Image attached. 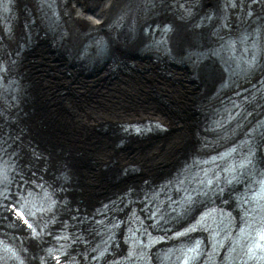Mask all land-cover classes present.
I'll return each instance as SVG.
<instances>
[{
    "label": "bare ground",
    "instance_id": "obj_1",
    "mask_svg": "<svg viewBox=\"0 0 264 264\" xmlns=\"http://www.w3.org/2000/svg\"><path fill=\"white\" fill-rule=\"evenodd\" d=\"M142 2V12L138 8V0H97L90 4L87 0H54L51 3V10L44 7L40 0H7L3 11L0 10V55L7 62V72L12 77L7 86L0 88L4 89L0 91V99L5 102L0 112V116L3 117L0 119V139L3 137L4 142L10 141L14 135L15 142H10V145L13 151L17 152L14 160L19 158L20 166L15 168L17 177L28 179L33 175H42L55 187L61 188L60 195L65 201L62 210L66 212L61 214V217L70 218V222L81 233L85 248H93L100 238L96 229L99 226L88 221L90 217H104L107 223L113 216L129 211L124 206L127 199L145 212L144 205L148 200L139 201L141 197H151L153 204L156 201L153 192L158 187L169 186L159 184L156 187L157 182L154 184L156 180L153 178L149 179L151 183L145 185L126 184L124 189L121 188L116 194L96 204L95 209H91L82 202V191L79 194L81 201L76 200L74 195L76 187L73 184L81 186V183L77 179L78 175L71 171L73 168L70 169L67 160L74 158L73 164L77 168L79 163L84 162L78 157L86 152L88 154L92 152L97 166L103 167L117 157L122 170L113 174L112 167L104 175L107 181L115 183L134 176L138 171L147 174L155 167L158 169L169 167V164L175 161L168 169L174 170L180 165L185 168L180 169L174 176L181 178L186 175L185 183L190 179L191 184H196L194 188L200 189L205 184L198 178L191 179L192 167L198 165L196 157L220 149L238 139L247 130L251 132L249 136L252 142H256L259 132L264 130V0H240L239 7H232L229 11L225 9L224 0H142ZM162 4L168 5L169 11L167 8H160ZM234 8L238 9L239 22L245 24L243 27L253 22L259 29L254 40V48L249 50L246 59L248 63L229 58L225 52L223 40L236 30L233 14L237 10ZM56 12L58 14L53 15ZM125 12L127 13L125 24L120 25L121 19L117 25L113 24L114 20ZM204 14L206 16L212 14V17L200 20ZM57 16L58 20L53 22ZM26 19H29L28 23ZM162 23H168V26L163 29L162 34L165 36L161 42L154 39L152 41L151 34L146 38L143 32L147 27ZM90 31L92 35L104 40L101 46L94 44L86 46L89 39L87 33ZM46 45H50L53 52H50ZM119 47L128 52L124 53ZM38 54H42L40 62L51 61L53 64L54 56L63 63L67 71L65 74L67 77L63 78L65 85L75 81L72 77H83L80 71L91 69H94L93 72L83 78H93L105 70H108L112 78L128 72L142 74L135 67L137 64L159 67L160 72L148 69V83L147 80L138 82L139 84H127L124 81L105 83L91 101L70 97L64 99L63 103L70 109L69 116L63 112L61 119L59 114L53 119L49 118L44 110L34 112L33 109L35 97L37 99L42 95L44 99L47 98L42 90L39 94L35 87V83L38 82L36 70L43 68L42 63H39L40 67L37 65ZM31 71L35 72L31 75ZM159 73H162L164 78ZM40 77L41 81L38 80L40 83L43 82L46 89L55 91L51 81L53 78L46 76L43 71ZM75 82L79 88L85 87L82 81ZM154 82H157V86ZM155 87L168 99L180 105L183 99L192 101L193 104L188 103L187 106L194 109L196 118L172 115L159 104L158 101L161 103V99L157 95V102L152 101L149 96ZM235 93H241L247 99L242 111L235 119L227 121L222 126H215L213 122L215 114L221 105L226 103L224 101ZM59 122L66 123L76 136L72 141L69 138L70 131L69 133L67 131L66 135V132L58 130ZM146 122H149V131H141L138 134L127 131L116 135V131L122 127ZM105 123H112L114 129L103 128L100 131L113 136L111 140L95 136L98 128ZM37 126L48 131L51 140L59 142L61 139L67 143L73 148L72 152L59 148L60 154L54 156L33 137L31 128ZM195 126L198 129L193 134L194 144L186 153L185 159L176 164L178 159L184 156L183 151ZM163 136L166 140L158 138ZM87 137H90V142ZM133 138L158 141L144 151L130 155L124 152V147L128 146ZM213 143L218 144L215 146ZM263 158L257 149L251 167L244 169L231 183L227 182L229 176L225 177V174H222L218 185L213 184L205 189V197H211L221 191L227 194L240 192L237 182L242 185L247 173H252ZM99 176L97 170L91 172L89 179L100 181ZM98 184H101V181ZM130 189L127 198L118 199ZM86 190L92 192L96 189L87 187ZM113 199H116V202ZM201 199L202 197H197L191 205H187L184 213L183 211L178 215H175L176 211L166 213L163 218L168 220L172 217L174 220L183 216L185 220L193 221L208 203V200ZM117 204L121 207L118 212ZM138 209H135V215L131 214V218L137 217L138 213L146 215ZM6 221L0 208V226ZM126 227L128 225L118 230L124 232ZM24 244L28 250L27 259L31 260L39 255L42 252L41 248L45 246L42 241L32 239ZM81 250L84 251L83 248Z\"/></svg>",
    "mask_w": 264,
    "mask_h": 264
},
{
    "label": "rangeland",
    "instance_id": "obj_2",
    "mask_svg": "<svg viewBox=\"0 0 264 264\" xmlns=\"http://www.w3.org/2000/svg\"><path fill=\"white\" fill-rule=\"evenodd\" d=\"M84 1H86V0H84ZM96 1L97 0H87V3L90 4V3H93V2H96ZM160 8H167V10L169 11V6L168 5L162 4ZM26 21L28 23L29 19H26ZM30 22H31V20H30ZM238 26H239V24L237 25V24L234 23V27L235 28H237ZM36 55H37V53L34 55V57ZM40 55H42V54H40ZM40 55L38 54V56H39L38 59H37L38 63L37 62L36 63H37V65H39V67L41 65H43V68L40 69V70H36V74H37L36 77L41 81V77L40 76H41V73L43 71V73L46 76H48L50 78H53L51 81L53 82V86H55V89H54L55 91H50V89H46L45 86H43V84H42L43 82L40 83L38 79H37V81H38L37 83L40 84V91L42 90L43 94H45L47 96V98L50 99L51 103L53 104V108H51V112L54 115H57V117H58V114H55V113H57V110L60 109L59 106H63V108H62L63 110L62 111L60 110L61 113H60V118L59 119H61L63 112L66 113V116H69V110L70 109H69V107L66 104L63 103L64 99H67V98L70 97V98H74V99H77V100L81 99V100H84V101H88V100L91 101V100L95 99V97L98 94V91L100 90V87H102V85L104 86L105 83H110L111 84V83L124 81L127 84H139L138 82H145L147 80V74H148L147 71H148V69L150 71H152V72H160V71H158L159 67H156V66H153V65H149V64H147V65H145V64H137L135 66L142 72V74L135 73V72H128L127 74H125V73L124 74H120L116 78H112L109 75L108 70H105V71L95 75L93 78H86V77L83 78L84 76H87V75L85 73L80 72V75H83V77L82 76H78L76 78V76H75V77H72V78L75 81H82V83H84L85 87L83 89H81V88H79L76 85L75 81L70 83V84L69 83L66 84V85L64 84L63 78L67 77V76H65L67 71L65 70V68L63 66V63L59 62L56 57L52 56V61L55 64L54 63L51 64V61H49L47 63L46 62H44V63L40 62L39 61L40 58H41ZM45 57L47 58L48 56H45ZM39 63H42V64L40 65ZM33 72H35V71H33ZM130 73H131V75H130ZM162 73H164V72H162ZM162 73H159V75L164 78V75ZM31 75H32V71H31ZM72 75H73V73H72ZM61 80H62V82H61ZM91 82H93L92 85L90 84ZM148 82H149V80H147V83ZM177 82L178 81H175V83H177ZM154 84L157 86V82H154ZM156 95H157V97H160V99H161V103H160V100L158 101L159 104H162V106L165 109H167V111L169 113H171L172 115H175L177 117L186 116V117L192 118V119L196 118V116H195V114L193 112L194 109H191V108H189L187 106L188 103L193 104L192 101H187L186 99H183V102H181V105H180L176 101L168 99V97L165 94H162V91H160L158 88L155 87L151 91V93H150L151 97L149 96V98H151L152 101L157 102L156 101ZM3 102L4 101L2 99H0V112H2V106L5 105V102L4 103ZM78 102H80V101H78ZM0 119H3V117L0 116ZM66 126L69 129L68 125H66ZM112 127H113L112 123L102 124L98 128L95 136L103 137V138H107V139L111 140L113 138V136H111L108 133L106 134L105 132H103L104 133L103 134V133H101L102 131H100V130L103 129V128L114 129ZM31 129H32L33 137L36 140H38L41 143V145H43L47 150H49L54 156H58V154H60V153H58V148L59 147L57 149H55V148H52L51 145L49 144L51 139H50V137L48 135V133H49L48 131L43 130L41 128V126H37L35 128H31ZM197 129L198 128H196V126L192 129V132H191V135H190V139H189L187 145L185 146L186 149H184V151H183V155L184 156L180 157L176 164H178L179 162H182L185 159L186 153H188L189 149L193 146V144H194V143H192L194 141L193 134L197 131ZM69 131H70V129L68 130V133H69ZM65 132H66V135H67L68 134L67 131H65ZM118 133H119V131L118 132L116 131V135ZM70 134L71 135H69V138L72 141V139L75 138L76 136L73 134L72 131H70ZM158 138H162V140H166V138L164 136L163 137H158ZM158 138H156V139H158ZM2 139H3V137H2ZM58 139L59 138L57 137V140ZM86 139L88 140V142H90V137H87ZM14 140H15V138H14V135H13L12 138L10 139V141L8 140L6 142L7 143L15 142ZM60 141L58 143H60L61 145L65 146V147H68L71 150V152H72V150H73L72 147L70 148V146L67 145V143L65 144L64 142H62L61 139H60ZM156 141H158V140L146 139V138H138V139L134 138V139H132V141L129 143L128 146L124 147V152H126V153H128L130 155H134V153H136L138 151H141V152L144 151L145 149H147L151 144H153ZM6 142H4V143H6ZM77 147H79V146H77ZM63 149H61V150H63ZM74 154H78V153L74 152ZM83 156H84V158L85 157L86 158L89 157V159H88V163H86V162L79 163L80 165L78 167H80V168H78V167L76 168V166L73 164V159L74 158L70 159V160H67V161H68L69 166H71L70 169L73 168L71 171H73L74 173H76L78 175L77 179H78L79 183H81V186H78L77 183L73 184V186L75 185V187H76L75 188V194H74L76 196V200L78 199L79 201H81L79 194H80L81 191L83 192L84 188H85V191H84L85 194L83 195L84 192L83 193L81 192L82 202L87 204V207L91 208V209H95L97 207L96 204H98V203L100 204L101 202H103V199L109 198V197H111V195L116 194L118 192V190L123 188L126 184L145 185L147 183H151L149 181L150 178H153L154 180H156L155 182H153L154 184H156V182L158 183V182H160V181H162V180H164V179H166V178H168V177H170L172 175H175V174H177V172L180 169L185 168V166L180 165L177 168H175L174 170L173 169L172 170L168 169V168H170V166L172 167L173 164H175V161H174L172 164H169V167L160 168V169H158V167H155V168H152L151 172H149L147 174L145 172L138 171L134 176L128 177L125 180L122 179V180L117 181L115 183L114 181H107L106 178L104 177V175H105V173L107 171H110L112 167H113V170H112L111 173H113V174L119 173L122 170L121 163L119 162L117 157L114 158L113 161H111L110 163L104 165L103 167H98L97 163H96V160H95V157H94L92 152H90V154H88L86 152V153L83 154ZM56 168H59V166H56ZM97 170H98V173L100 174V176H99L100 179L99 180L101 181V184H98V182H100V181H98L96 179L94 181H91L89 179V175H91V172H97ZM152 170H154V171H152ZM141 181H142V183H141ZM149 185H151V184H149ZM87 187H90V188H93V189H96V190H94L92 192L91 191L88 192V190H86Z\"/></svg>",
    "mask_w": 264,
    "mask_h": 264
},
{
    "label": "water",
    "instance_id": "obj_3",
    "mask_svg": "<svg viewBox=\"0 0 264 264\" xmlns=\"http://www.w3.org/2000/svg\"><path fill=\"white\" fill-rule=\"evenodd\" d=\"M138 8L139 9H141V12H142V9H143V2H142V0H138ZM58 13L56 12V13H53V15H57ZM122 20L121 21V24L120 25H123V24H125V21H126V19H127V13L125 12L124 13V15H120L118 18H116V20H114V22H113V24H116L117 25V23H118V21L119 20ZM58 20V16L57 17H55L54 18V20H53V22H56ZM53 25H55V23L53 24ZM150 27H151V25H150ZM150 27H147V29L143 32L144 34H145V36H146V38H148V34H151L152 35V38H151V40L153 41V39L154 40H156V42H161L162 41V39H160V38H158L159 37V35H156V33H154L151 29H150ZM157 30V26H155V30L154 31H156ZM127 31V30H126ZM87 36H89V39H88V41L86 42V46L88 47V46H90V44H94V45H97L98 47L99 46H101L102 44H103V42H104V40L101 38V37H97V35H92L91 34V31H90V33H87ZM86 36V37H87ZM50 46V45H49ZM49 46H47L46 45V47H48V49L50 48ZM119 49L120 50H122L124 53H126V52H128L127 50H123V48H121V47H119ZM50 50V52H53L52 50H51V48L49 49ZM134 53V55H136V53L135 52H133ZM138 56V55H137ZM73 66H75L76 68H80L79 66H77L76 64H72ZM96 69V68H95ZM93 70L94 69H91L90 71H80V72H82V73H85L87 76H88V73H90L91 71L93 72ZM32 73H33V71H32ZM31 74V73H30ZM35 87L37 88V90L39 91V94H41V91H40V84L39 83H35ZM39 98H40V102H39ZM39 98H37L36 99V97L34 98V106H33V109H34V112H36V111H38V110H44V112H46L47 114V116L50 118V117H52L53 119L55 118L56 119V117L55 116H57V115H54L52 112H51V108H53V104L51 103V101H50V99H48V98H46V99H44L43 97H42V95H41V97H39ZM60 107V109L59 110H57V114H59V116H60V113H61V111L63 110L62 108H63V106H59ZM61 110V111H60ZM53 111V110H52ZM54 112V111H53ZM54 121H56V120H54ZM58 130L60 131V132H62V131H68V128H67V126H66V124L65 123H58ZM118 131H119V133H124V132H127L123 127H122V129H118ZM135 134V133H134ZM134 139V138H133ZM136 139H138V138H136ZM50 145H51V147L52 148H55V149H57L58 147L61 149H65V150H68V151H70L71 152V150L68 148V147H65V146H63V145H61L60 143H58L57 141H54V140H50V143H49ZM58 148V153L60 152V149ZM63 149V150H64ZM75 158H76V156H74ZM79 159H80V161L82 160V161H84V162H86V163H88V159H89V157H85L84 158V156L83 155H81L80 157H78Z\"/></svg>",
    "mask_w": 264,
    "mask_h": 264
}]
</instances>
